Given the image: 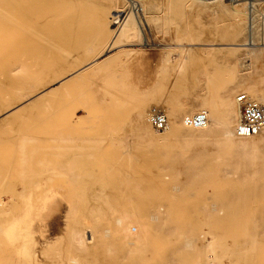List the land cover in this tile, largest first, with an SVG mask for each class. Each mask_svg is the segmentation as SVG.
<instances>
[{
	"label": "bare ground",
	"instance_id": "6f19581e",
	"mask_svg": "<svg viewBox=\"0 0 264 264\" xmlns=\"http://www.w3.org/2000/svg\"><path fill=\"white\" fill-rule=\"evenodd\" d=\"M18 1L17 28L15 15L4 18L15 39L0 23V128L118 58L139 56L137 85L164 87L135 103L132 134L121 125L128 134L118 126L111 138L67 139V226L54 243L42 235L57 218L54 197L16 230L7 219L14 209H0L3 263L213 264L218 252L264 249V0H53L52 38L33 33L36 2ZM67 7L77 25L91 26L68 48ZM95 105L122 108L116 98ZM152 113L166 116V129L153 131ZM42 215L50 225L39 230ZM219 230L230 245L216 243Z\"/></svg>",
	"mask_w": 264,
	"mask_h": 264
},
{
	"label": "rangeland",
	"instance_id": "374dc122",
	"mask_svg": "<svg viewBox=\"0 0 264 264\" xmlns=\"http://www.w3.org/2000/svg\"><path fill=\"white\" fill-rule=\"evenodd\" d=\"M2 1L3 0H0V19L3 21L0 20V23H2L3 26L6 25L4 30H1L6 33L8 32L11 39H15L16 33L13 32L16 30H13L12 27L14 25V29L17 28V24L19 23L18 17L21 11L19 10L20 7H18L19 4L16 5L19 1L7 0V6L4 4L7 1L4 0V3ZM51 1L54 2L56 0L31 1L36 2V5L38 6L37 13L39 12L40 14H37V19L39 20V17L40 19H42L41 17H45L46 19L43 18L44 21H38L36 19L38 25L43 24L44 22V25H41L43 28L38 26L37 22L35 27L32 26L34 27L33 29L36 28L33 31V33H37L36 35H38L39 32L42 34V37L43 35L48 38H52V36L59 37L56 36L58 31L56 32L54 30V21L51 20L54 19L51 15L52 11H50L52 10L50 7H53ZM10 2L13 5H10ZM88 3L92 7L98 6V3L94 0H88ZM3 4L6 6L7 10L13 8L14 11H12L13 9L7 11ZM8 5L12 8H9L10 6L8 7ZM46 5H49V7H46ZM2 11H7L6 13L11 11L12 14H6ZM48 12L49 14L47 15ZM7 16L10 17L8 18ZM12 16H14L15 19ZM76 16L77 15L73 14L67 7L66 48L71 45L77 46L78 44L80 45L83 43L82 36L84 37L91 31V26L88 21L83 23L85 25H77L75 21H77L76 19H78L79 16ZM4 18H11L10 21H12L11 23L13 24L9 21V25H12V29L8 27V20L5 19L7 21L6 23ZM87 18H93V15L90 14ZM87 18L84 17L83 19L86 20ZM99 18H102L101 15ZM13 20H15V23ZM119 23L120 20H115L112 25H109V27L114 29ZM45 25L47 27H45ZM3 26L1 25L0 28ZM8 28L11 29V32L6 31ZM1 30L0 33H2ZM36 30L39 31L36 32ZM5 32L2 34L5 35ZM1 36L2 35L0 34V38ZM69 38L71 39L70 41L75 43L71 42V44ZM164 38L165 37L163 36V43H173V38L170 36H166L167 39ZM168 38H170V40ZM0 45H2L1 42ZM149 48L157 49L156 47ZM167 55L169 54L167 53ZM162 56L163 54L160 53L157 60L161 61ZM139 58L140 57L137 55L130 57V59L126 57L118 58L113 63L106 65L95 72L88 73L69 91L66 89L65 91L57 93V96L55 95L52 98L49 105L29 109L27 112H24L16 119L0 128V209L5 208L8 213L11 208L14 209V212L9 213V218H7L8 222L12 223V230H16L21 223H24L25 225L28 221H33L35 215H37L39 211H43L44 207L46 208V202L52 197L55 199L53 200V203L55 201L54 206L59 207V211L56 214L57 218L49 229H45L46 231H49L47 234L45 230H42V227L43 225L49 226L50 221L42 215L39 218L38 229L42 230V235H48V238H50L46 243L52 244L56 241L58 233L66 228L67 176L65 174L67 173V139H75L78 141L96 140L105 135L111 138L116 132L114 129L118 126L120 127H118V131L121 132L122 135L128 134L130 131L135 132L134 128L130 127L132 125L131 114L135 103L140 99H148L151 96V93H160L159 91L164 87L160 81L137 85V82L135 81V65L138 63ZM120 62L123 64H120ZM144 63L147 65L149 64V61L146 60ZM119 66L121 67L120 71H118ZM57 69L55 72L60 70L64 71V68ZM149 70V68L145 70V76H147ZM61 72L62 71L57 74H60ZM53 75L55 76V73H52V76L50 75V77H53ZM47 82L48 81L45 83ZM43 83L39 87H41ZM175 83H177L176 80ZM175 85L176 84H173L172 86L175 87ZM101 98H103L104 101L116 98L119 103L122 104V108L117 109L113 106L103 107L95 105V102L97 103ZM121 125L124 126V132H126L127 129L129 131L127 130L128 132L123 134V126L121 127ZM132 132H130V134H132ZM55 164L63 165L64 167L54 169L53 166ZM54 173H61V175H54ZM144 178L147 180L146 177H142L141 179ZM225 187L226 186L222 185L219 186V189H224ZM214 188L217 189L218 187ZM62 195L65 197L64 203L61 199L63 198ZM0 217V221H2V215ZM60 225H62V227ZM226 234L228 235L227 231L219 230V233L216 236V243H224L225 241L230 245L232 240L225 236ZM36 235L38 237L41 236L38 232H36ZM1 240L2 235H0V264H4L3 262L6 258V249L8 250V245H4ZM16 240H19V237H15L12 240L14 242H12L11 245L15 246L18 244V246H20V255L28 257V254H26L27 251H23L20 243L16 242ZM2 245L4 246L2 247ZM11 245L10 247H12ZM231 253L233 252H218L215 256L217 261L213 264H264V249L258 253H250V255L248 254L246 257L242 255H232ZM38 257L40 260L42 259L41 256ZM238 257H240L239 259L248 258V260L247 262L241 260L233 262L234 259Z\"/></svg>",
	"mask_w": 264,
	"mask_h": 264
},
{
	"label": "built area",
	"instance_id": "2783aa9c",
	"mask_svg": "<svg viewBox=\"0 0 264 264\" xmlns=\"http://www.w3.org/2000/svg\"><path fill=\"white\" fill-rule=\"evenodd\" d=\"M148 120L155 132H160L167 128V118L164 114L152 113L149 115Z\"/></svg>",
	"mask_w": 264,
	"mask_h": 264
}]
</instances>
